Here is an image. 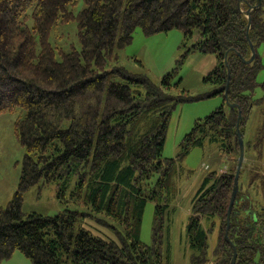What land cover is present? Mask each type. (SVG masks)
I'll use <instances>...</instances> for the list:
<instances>
[{"label":"trees","instance_id":"1","mask_svg":"<svg viewBox=\"0 0 264 264\" xmlns=\"http://www.w3.org/2000/svg\"><path fill=\"white\" fill-rule=\"evenodd\" d=\"M80 1L0 0V115H16L15 135L25 149L16 193L0 205V262L20 251L33 264H171L179 186L195 175L185 162L201 148L208 159L220 150L237 158L228 172L210 167L195 192L187 264H231L234 248L236 264H264V129L254 142L246 132L255 108L264 117V0L250 17L258 0H83L75 11ZM72 22L77 43L59 36L55 43L54 34ZM139 28L147 36L197 34L189 52L217 60L205 79L216 90L206 97L222 95L226 106L198 120L172 158L164 152L173 114L199 98L179 93L176 72L155 84L122 64L121 51ZM251 45L255 59L244 63ZM240 111L245 156L253 150L256 172L247 175L244 162L228 227ZM50 184L75 207L55 216L26 213L25 195ZM150 202L147 243L142 227ZM88 220L94 229L86 228Z\"/></svg>","mask_w":264,"mask_h":264},{"label":"rangeland","instance_id":"2","mask_svg":"<svg viewBox=\"0 0 264 264\" xmlns=\"http://www.w3.org/2000/svg\"><path fill=\"white\" fill-rule=\"evenodd\" d=\"M84 7L85 3L81 0L75 11H80ZM77 31L76 22H72L63 26L59 34H54L53 41L55 40V43H57V37L59 36L70 43L76 44L78 41ZM197 38L196 34L193 38L187 40L180 30L147 36L139 28L134 34L132 43L121 51V62L131 72L145 74L155 84H161L167 74L176 72L175 79L177 81L182 80L179 93L199 98V100L193 102L179 104L175 110L164 152L167 158L175 157L178 154L181 141L191 132L198 120H204L222 106H226L222 95L206 97L216 90V86L206 83L205 79L217 67V60L215 55L203 54L199 51L189 52L198 40ZM259 51L264 58V46ZM184 55L186 58L182 59ZM263 77L264 73L261 75V79ZM262 95V89H259L257 97ZM259 111V108H255L249 116L250 120H248L246 132L250 139L255 135L254 124L257 122L260 124L259 116H261V113ZM15 121V114L4 113L0 115V205L2 206H6L16 193L21 175V163L25 155V149L15 135ZM260 133L259 130L258 135ZM207 156L208 150L195 148L185 162V166L193 170L195 175L193 180L186 182V184L183 182L179 186L181 192L175 203L176 211L172 215L169 238L171 264L188 263V236L186 233L188 216L191 213V201L198 189V182L200 184V176L198 181L196 177L200 175L203 163L208 161ZM232 158L233 166L237 157L232 156ZM207 165L211 167L210 164ZM243 182L245 185L248 184L246 179ZM72 189L71 186L68 188V196ZM59 190H61V187L57 184L32 188L25 195L24 211L26 213L36 212L45 216H55L66 209H73L74 205L63 203L59 199ZM154 211L155 204L150 202L145 212L142 227V239L147 243L152 240ZM86 226V228L94 229L96 224L88 220ZM216 239L217 235L211 233L212 244L216 242ZM0 264L33 263L20 251H16L11 258L3 260Z\"/></svg>","mask_w":264,"mask_h":264},{"label":"crops","instance_id":"3","mask_svg":"<svg viewBox=\"0 0 264 264\" xmlns=\"http://www.w3.org/2000/svg\"><path fill=\"white\" fill-rule=\"evenodd\" d=\"M259 120H260V124L258 122L256 124H254L255 135L251 139L252 142H254L256 140L257 135H258V131L260 130L262 132V130L264 129V117L262 115L259 116ZM249 133H250V130H249ZM247 138L250 140L249 135L247 136ZM260 147H264V143L260 144ZM255 158L256 157H255V153L253 152V150H251L250 152L246 151L245 172H246V174L249 173L247 175H250L251 172H256V171H253L254 170L253 163L256 162ZM232 159H233L232 156H228L227 154H225L223 151L220 150L219 153H216V154L212 155L208 159V161L206 163L210 164L212 169L214 168L219 173L228 172V170L232 167ZM206 163H203V164H206ZM260 164H261V167H262V170L260 171L261 172L260 174H261V176L264 177V170H263L264 163H260ZM207 173L208 172L203 168V165H202L201 173H200V175H198V177H196L197 181H198L199 176H200V183H202V181L205 178V176H207ZM199 185L200 184L198 182L197 186L199 187Z\"/></svg>","mask_w":264,"mask_h":264},{"label":"water","instance_id":"4","mask_svg":"<svg viewBox=\"0 0 264 264\" xmlns=\"http://www.w3.org/2000/svg\"><path fill=\"white\" fill-rule=\"evenodd\" d=\"M262 1L263 0H258V3L255 7L253 8H250L249 11L247 12V15L250 17L251 15V11L252 10H257L261 7L262 5ZM252 47V57L249 61H246L245 59H243L242 57V60L244 61V63H250L252 62L254 59H255V56H256V50L254 49V47L251 45ZM226 98H227V94H226ZM228 105H229V102H227ZM232 108H236L237 105H231ZM243 119V116H242V113L241 111L239 112V117H238V122H237V137H238V140H239V145H240V155H239V158H238V163H237V169H236V175H235V183H236V188L234 190V193L232 195V199H231V202H230V206H229V211H228V227L230 225V217H231V213H232V210L234 208V205H235V201H236V197H237V194H238V191H239V179H240V174H241V171H242V168H243V165H244V162H245V142H244V138H243V135L241 133V130H240V124H241V121ZM234 257L232 259V263L231 264H236L237 262V249L234 248Z\"/></svg>","mask_w":264,"mask_h":264},{"label":"built area","instance_id":"5","mask_svg":"<svg viewBox=\"0 0 264 264\" xmlns=\"http://www.w3.org/2000/svg\"><path fill=\"white\" fill-rule=\"evenodd\" d=\"M203 168H204L206 171L209 170V166L206 165V164H203Z\"/></svg>","mask_w":264,"mask_h":264}]
</instances>
